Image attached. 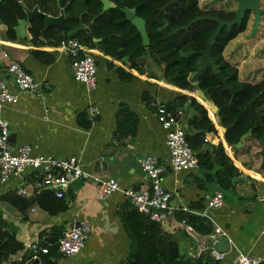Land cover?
<instances>
[{
	"label": "crops",
	"instance_id": "0c3cea01",
	"mask_svg": "<svg viewBox=\"0 0 264 264\" xmlns=\"http://www.w3.org/2000/svg\"><path fill=\"white\" fill-rule=\"evenodd\" d=\"M199 1L200 7L207 11L237 9L233 1ZM21 3L25 10L37 6L42 11L35 1L22 0ZM77 6L73 7L74 11ZM62 13L66 18L65 11L56 12L55 7L50 13L52 15H48L59 17ZM254 18V14H250L246 30L230 41L224 50L225 60L238 70L239 80L248 84L264 80V16L257 34L250 38ZM30 26L31 21L27 26L30 40L20 38L16 30V39H10L6 26L0 21V80H5L9 90L19 96L18 103L5 105L0 110L9 125L10 147L17 149L30 145L35 156L57 159L77 157L84 169L95 178L101 181L115 179L123 189L134 190L149 186V175L142 170L140 161L147 155H155L166 166L162 185L173 193L170 205L204 210L209 199L221 191L220 187L216 182L209 181L200 169L183 173L172 171L166 132L157 119L159 107L170 109L178 104L180 97H188L181 111L175 112L186 132L190 119L196 115L190 105L191 99H195L205 107L216 129V132L207 134L206 149L209 143H221L226 155L239 170V177L246 178L240 182H234V178L233 189L221 191L225 204L209 211L212 221L195 217L198 220L196 225H190L194 235L181 222L167 228V231L179 244L181 253L193 262L211 257L213 248L219 251L210 236H204L196 229L203 224H211L220 228L228 240V250L222 252L225 258L213 260V264H237L239 253L258 258L264 264L263 161L252 156L253 162L246 166L248 153L236 151V148L245 145L242 143L241 147L234 148L226 142L218 109H213L199 98L194 90H183L167 83L163 79L162 66L151 56H145L132 69L105 55L99 45L90 49L97 61L98 72L96 88L88 90L75 80L70 57L62 45L64 42L58 47L34 45ZM36 50L52 54L55 62L43 64L32 54ZM13 61L34 77L38 85L35 93L21 91L6 74L7 65ZM119 67L134 78L122 81L114 70ZM92 106L99 110L95 119L88 112ZM34 179L38 182L40 177L29 171L24 179L14 176L0 188V231L15 235L42 264L46 254H36L35 250L44 246L52 250L74 222L85 220L91 224L92 231L82 252L73 257L56 255L54 262L127 264L130 240L122 214L130 203L122 192L101 201L97 198V181L89 179L72 183L61 205L46 200L45 204L49 207L34 203L22 212L11 201L2 199L6 195L17 194L24 184L26 188L33 187V192L34 189L39 192L37 183L31 186ZM250 181L262 183L257 193ZM21 256L18 255L17 259Z\"/></svg>",
	"mask_w": 264,
	"mask_h": 264
},
{
	"label": "trees",
	"instance_id": "16d2710c",
	"mask_svg": "<svg viewBox=\"0 0 264 264\" xmlns=\"http://www.w3.org/2000/svg\"><path fill=\"white\" fill-rule=\"evenodd\" d=\"M30 1H35L41 12L47 15L53 12L55 7L56 12L64 10L68 26L65 31L58 27L45 30L44 20L38 18L31 20L29 31L34 45L58 47L63 42L75 39L90 49L99 45L105 55L132 69H135L138 62L145 56H151L157 64L162 66L163 79L167 83L190 91L197 85L204 91L218 109L219 123L225 128V139L229 145L236 148L242 138L252 131V134L243 141L245 146L236 148L237 152L248 153L249 159L245 161L246 166L253 162V157L263 161L261 151L264 146V80L257 84L241 82L238 70L224 57V50L228 43L246 30L249 13H246L241 24L235 25L232 30L229 31L227 27H224L212 46V61L226 79L228 86L234 91H240L232 100V94L224 90L223 84L210 69L197 84L192 81L194 74L203 64L202 52L206 49V43L218 24L211 20H201L189 25L197 18L207 17L232 21L236 17L235 11L203 10L199 0H110L116 7L104 13L100 0ZM21 2L22 0H4L0 4V21L6 26L10 39H16V26L20 20L27 18V9L25 10ZM75 4L78 5L76 11L73 9ZM125 9L135 10L137 16L145 21L146 33L150 41L148 46L143 44L142 35L137 27L127 20ZM32 54L43 64L50 65L55 62V57L50 53L36 50ZM114 70L122 81L134 78L121 67ZM188 99V97H180L178 104L170 110L174 113L179 109L181 111ZM190 105L196 115L188 123L186 138L197 154L200 171L208 176L209 181L216 182L221 191L233 189V179L240 176L239 170L226 155L221 143L218 145L209 143L206 149L207 134L216 132V129L203 105L195 99H191ZM35 181V179L32 181L31 186L37 183ZM250 182L254 185L253 187H256L257 193L262 183ZM2 199L11 201L22 212L34 203L49 207L45 204L46 200L59 205L64 203V199L56 198L52 191L37 192L34 189L33 192V187L27 188L26 197L13 193ZM128 205V209L122 214L130 240L127 264L214 263L212 257L201 258L196 262L187 259L181 253L179 244L167 231V228L180 224L184 219L188 225H196L198 221L196 218L199 216L180 211L172 219L156 222L151 220L149 215ZM203 219L206 220V218ZM210 225L203 224L196 229L202 235L210 236L215 231V227ZM60 239L52 250L48 246L35 250L36 254L43 253V249L48 250L42 259V264H56L53 258L60 255L57 253ZM20 254H22L21 258L17 259ZM33 255L35 254L27 251L25 245L15 235L0 231V264H41V261L34 259Z\"/></svg>",
	"mask_w": 264,
	"mask_h": 264
},
{
	"label": "built area",
	"instance_id": "2783aa9c",
	"mask_svg": "<svg viewBox=\"0 0 264 264\" xmlns=\"http://www.w3.org/2000/svg\"><path fill=\"white\" fill-rule=\"evenodd\" d=\"M62 45L70 57L75 80L84 84L88 90L95 89L98 66L90 48L75 39L64 42ZM6 74L11 77L21 91L29 93L37 91L38 85L34 77L25 71L19 63L10 62L6 67ZM18 100L19 96L9 90L6 81L0 80V109L5 105L16 104ZM88 112L93 119L99 114L96 106L90 107ZM157 119L166 132V144L170 153L169 164L172 171L175 173L198 171L197 154L187 141L186 132L180 125L178 114L166 107H159ZM32 151L30 145L12 149L9 144V125L5 120L0 119V188L8 184L12 177L19 176L24 179L25 175L32 171L40 177L37 182L39 191L50 190L57 198L62 199L72 183L79 180L95 179L98 183L97 198L99 200L104 201L113 194L122 192L132 207L149 215L150 219L156 222L172 219L180 211L212 221L209 211L219 209L225 204L224 194L218 191L209 199L204 210L190 209L186 206L180 208L171 206L170 200L173 193L167 191L162 185L166 166L160 163L155 155H147L140 161L142 170L149 175V186L134 190L123 189L115 179L101 181L95 178L92 173L84 169L77 157L57 159L51 156H35ZM17 194L26 197L25 184L17 190ZM261 201L264 203V197L261 198ZM181 223L190 234L194 235L192 227L185 219ZM91 231V224L88 221L74 222L59 241L58 253L60 256L79 255L84 249ZM210 237L215 243L219 238L225 237V233L215 227V231ZM42 252L47 254L48 250L43 249ZM210 256L215 261L225 258L224 253H220L214 248L210 251ZM34 258L36 259L37 256ZM236 262L237 264H262L258 258L244 253L238 254Z\"/></svg>",
	"mask_w": 264,
	"mask_h": 264
},
{
	"label": "water",
	"instance_id": "95a60500",
	"mask_svg": "<svg viewBox=\"0 0 264 264\" xmlns=\"http://www.w3.org/2000/svg\"><path fill=\"white\" fill-rule=\"evenodd\" d=\"M100 1L103 4V9H102L103 13L116 7L110 0H100ZM220 1H228V2L233 1L237 4V9L235 11L236 17L234 20L225 21V20H220L218 18H214V17L197 18L194 21H192L189 25L191 26L195 22L201 21V20H211L218 24L217 29L209 37L206 43V49L205 51L202 52V55L204 57L203 64L202 66L198 68L196 74H194L192 81L193 83L197 84L199 79L210 69L213 71V73L217 75L219 81L224 86V90L232 94V100H234V98L240 91H234L232 88L228 86L226 79L222 76V74L219 72L218 67L212 61V58H211L212 46L224 27H227L229 31L232 30V28L235 25L241 24L246 13H249V17H250V14L252 13L255 16L254 21H253V29H252L250 38L254 37L259 30L261 19L264 16V0H215V2H220ZM2 2L3 0H0V4ZM124 12L127 16V20L131 21L141 33L142 38H143V44L145 46H148L150 44V41L146 33L145 21L142 18L137 16L135 10L125 9ZM26 14H27V19L20 20L19 24L15 28V30L18 32V36L22 39H27V40L31 39L27 32V26H28L29 21L36 19V18L44 20L46 24L45 30L51 27H58L62 31H65L67 29V22H66V18L63 13L59 17H52L45 13H42L38 9V7H36L33 10L27 9ZM194 92L199 98L206 101L213 109L217 108L216 105L205 95L204 91H202L198 86L195 87ZM0 119L4 120V116L2 114H0ZM251 134H252V131H249L242 138V141L237 146L241 147L245 138H247ZM261 155L263 156L262 168L264 169V146H263V150L261 151ZM245 178H246L245 176L235 178L234 182H240L242 180H245ZM214 246L220 252H226L228 250V240L225 237H221L214 243Z\"/></svg>",
	"mask_w": 264,
	"mask_h": 264
}]
</instances>
